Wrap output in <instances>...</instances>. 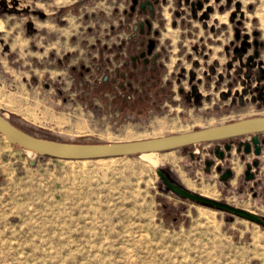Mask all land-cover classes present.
I'll return each instance as SVG.
<instances>
[{
	"label": "rangeland",
	"instance_id": "374dc122",
	"mask_svg": "<svg viewBox=\"0 0 264 264\" xmlns=\"http://www.w3.org/2000/svg\"><path fill=\"white\" fill-rule=\"evenodd\" d=\"M13 54L0 57V114L33 136L103 143L191 128L174 115L148 118V108L142 115L128 104L119 109L117 95L105 92L103 100L89 78L67 70L50 78L35 69L33 55ZM146 80L128 77L134 86L120 95L148 103ZM211 149L201 143L187 151L40 159L0 134V264H264L263 225L182 199L156 173L161 168L187 189L264 220V198L242 188L241 174L224 182L214 167L205 171ZM231 158L241 171L234 150Z\"/></svg>",
	"mask_w": 264,
	"mask_h": 264
},
{
	"label": "crops",
	"instance_id": "0c3cea01",
	"mask_svg": "<svg viewBox=\"0 0 264 264\" xmlns=\"http://www.w3.org/2000/svg\"><path fill=\"white\" fill-rule=\"evenodd\" d=\"M152 4L153 14L132 13L131 0H0V57L7 62L10 52L16 59L33 55L36 70H47L50 78L66 70L80 80L89 78L103 100L105 92L117 95L119 109L128 104L131 113L142 115L148 108V118L155 111L191 123L174 133L264 115V68L258 63L264 62V0H208L195 10L185 0ZM235 12L241 19L239 39ZM146 18L148 25L139 27ZM254 31L263 43L258 57L253 45L241 51L243 35ZM147 36L155 39L157 57L145 72L148 103L143 105L120 92L129 88L130 73L141 71ZM228 163L234 176L241 174L239 160Z\"/></svg>",
	"mask_w": 264,
	"mask_h": 264
},
{
	"label": "water",
	"instance_id": "95a60500",
	"mask_svg": "<svg viewBox=\"0 0 264 264\" xmlns=\"http://www.w3.org/2000/svg\"><path fill=\"white\" fill-rule=\"evenodd\" d=\"M153 1L157 2V0ZM133 4L134 5L131 7L132 10L134 9L136 0H133ZM145 4L148 5L149 10L151 11L152 6L149 0H146L145 3L140 5V7L143 9ZM197 5L200 6V1L197 2ZM239 24L240 21L237 22V25ZM254 35L256 36L257 32H254ZM239 36L240 31L236 29L235 38L238 39ZM244 38L245 40L242 43L241 51H244L245 47L249 45V43L246 41L247 35H245ZM253 45L257 48L258 45H261V42L255 38ZM153 46L154 40L149 39L147 53L151 52ZM257 55L258 53L255 51V56ZM262 131H264V115L239 119L232 122L212 125L192 131L172 133L137 140L103 143H69L33 136L12 125L2 114H0V134L5 137L6 141L11 145L15 144L21 149L30 151L40 159L44 156L63 159H97L117 156H133L136 154L174 150L184 146ZM250 141L255 146L254 153L259 154L260 146L258 145L259 140L257 135L254 134ZM240 144L241 143H239V145ZM245 145H248V142H246ZM224 149H230V144L228 142L225 143ZM215 153L218 157H223L222 150L216 148ZM211 162L212 161L209 159L206 160L205 171L209 170V165ZM33 163L34 159L30 161V165ZM248 170L249 165L245 170L246 174L248 173ZM156 173L159 175L164 185L179 197L227 211L264 226L263 218L251 211L191 191L186 187L173 182L161 168L156 169ZM229 175H231V171L229 168H227L221 175V178L226 179ZM251 176L252 174L246 175L247 179Z\"/></svg>",
	"mask_w": 264,
	"mask_h": 264
},
{
	"label": "flooded vegetation",
	"instance_id": "af4514ba",
	"mask_svg": "<svg viewBox=\"0 0 264 264\" xmlns=\"http://www.w3.org/2000/svg\"><path fill=\"white\" fill-rule=\"evenodd\" d=\"M145 1L146 0H136V4L134 6V9L132 10L131 7L134 4H133V0H131V5H130L131 12L134 13L135 11H139L140 13L149 12L150 14H153L154 8H153L152 2L154 4H157L159 2V0H157V2H154L153 0H149L150 1V4L152 6V10L151 11L149 10L147 4L144 5V8L143 9L140 7V5L143 4V3H145ZM198 1H200V6L197 5V2ZM207 1L208 0H185V3L186 4L189 3L190 6H191V8H192V10H195L196 8H201L203 2H207ZM236 6H237V11H238L239 10V7H240V2L239 1L236 2ZM236 13L237 12H235L233 14V20H235L236 25H237V22L240 21V24L236 27V29H238V27L241 25V19H237V20L235 19L236 18ZM143 24H147L148 25V18H146L143 22H141L139 24V27H142ZM137 26L138 25H136L134 27L135 30L137 29ZM254 32H257V31H254ZM254 32H253V34L251 36H249V34H247V33L243 35V41L245 40L244 36L247 35L246 41L249 43L248 46L253 45V41H254L255 38H257V40L259 42H261L258 39V32H257V35L256 36L254 35ZM240 36H241V31H240ZM240 36H239V38H240ZM149 39H153L154 40V46H153L151 52L150 53H147ZM243 41H242V43H243ZM142 44L144 45V48L145 49L140 54L141 60H142V63L140 64L141 71L138 73V76L137 75H134L135 73L134 74H131L130 73V75H129V77H131V76L134 75L132 77L134 81H136V79L138 77H141V76H144L148 80V75L146 76L145 75V72H146L147 67L149 65V61L151 60L154 63V61H155V59L157 57V55H153V51H154V48H155V39L153 38V36H147L145 39L142 40ZM262 44L263 43L261 42V45ZM261 45H258L257 48L253 45L255 47V51H257V53H259L258 48ZM248 46H246V47H248ZM246 47H245V49H246ZM245 49H244V51H245ZM255 57H258V55L255 56ZM258 63L260 64V66L262 68H264V62L259 61ZM248 68H251V66H248ZM153 71H154V69H153ZM260 78L264 80V73H263L262 70H261ZM128 86L131 89V83ZM255 116H257V115H255ZM255 116H253V117H255ZM258 116H260V115H258ZM254 134L257 135V138L259 140V143H258V145L260 146V152H259V154H255L254 153L255 146L250 141L251 137ZM210 142L213 143L214 146L210 150L209 156L205 157L204 160H203V164H204L205 167H206V160L207 159H209V160L212 161L211 164L209 165V170L208 171H210V169L212 167H214L215 170H216V172L219 174L220 180H222V181H228V180L232 179L233 176H234V170L232 169V167L230 166V164L228 163V161H226V159L230 157L232 151L234 150L236 152V154L239 155V159H240V161L243 164V166H242V172H241V178H242V184H243L242 188L243 187L247 188L248 192L250 193V195L254 199L257 198V197L259 199L264 198V188H263V185H264V181H263L264 180V171H263L264 170V131L257 132V133L243 134V135H239V136H233V137L219 139V140H214V141H210ZM226 142H228L230 144V149L229 150H225L224 149V145H225ZM246 142H248V145H245ZM205 143H207V142H205ZM239 143H241V144L239 145ZM189 146H191V145H189ZM189 146H187V147H189ZM238 147H239V150H238ZM216 148H218L219 150H222L223 151V157L222 158H220V157H218L216 155V153H215ZM246 150H248V151H246ZM191 153H192V155H191ZM189 154H190V156L192 158L194 157L192 151H189ZM213 156H215V158L217 160H215L214 158H212ZM195 157L198 160H200V158H201L199 155H197ZM248 165H249V170H248V173L246 174L245 170L247 169V166ZM218 167H219V169H218ZM227 168L230 169L231 175H229L226 179H222L221 178V175L224 173V171ZM163 172L166 175H168L165 170H163ZM251 174H252V176L247 179L246 175H251ZM168 177L170 178L169 175H168ZM173 182H175V181H173Z\"/></svg>",
	"mask_w": 264,
	"mask_h": 264
},
{
	"label": "trees",
	"instance_id": "16d2710c",
	"mask_svg": "<svg viewBox=\"0 0 264 264\" xmlns=\"http://www.w3.org/2000/svg\"><path fill=\"white\" fill-rule=\"evenodd\" d=\"M10 122V121H9ZM11 123V122H10ZM12 125H14L13 123H11ZM15 126V125H14ZM15 127H17V126H15ZM17 128H19V127H17ZM19 129H21V128H19ZM22 130V129H21ZM24 131V130H23ZM26 132V131H25ZM14 146H16V147H18V148H20L19 146H17V145H15L14 144ZM136 155H140V154H136ZM44 157H46V156H44Z\"/></svg>",
	"mask_w": 264,
	"mask_h": 264
},
{
	"label": "built area",
	"instance_id": "2783aa9c",
	"mask_svg": "<svg viewBox=\"0 0 264 264\" xmlns=\"http://www.w3.org/2000/svg\"><path fill=\"white\" fill-rule=\"evenodd\" d=\"M2 29V26L0 25V30ZM33 154V153H32ZM33 156H35L34 154H33Z\"/></svg>",
	"mask_w": 264,
	"mask_h": 264
},
{
	"label": "bare ground",
	"instance_id": "6f19581e",
	"mask_svg": "<svg viewBox=\"0 0 264 264\" xmlns=\"http://www.w3.org/2000/svg\"><path fill=\"white\" fill-rule=\"evenodd\" d=\"M5 138V137H4ZM30 154H32L30 151H28ZM150 153H152V152H150ZM33 155V154H32Z\"/></svg>",
	"mask_w": 264,
	"mask_h": 264
}]
</instances>
